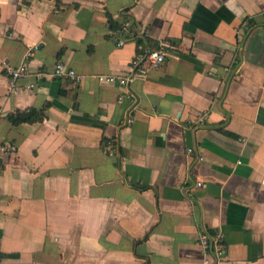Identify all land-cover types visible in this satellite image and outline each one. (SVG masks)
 <instances>
[{"label":"crops","instance_id":"crops-1","mask_svg":"<svg viewBox=\"0 0 264 264\" xmlns=\"http://www.w3.org/2000/svg\"><path fill=\"white\" fill-rule=\"evenodd\" d=\"M145 50L166 62L119 102L98 77ZM0 141V264H203L204 233L264 264V0H0Z\"/></svg>","mask_w":264,"mask_h":264},{"label":"built area","instance_id":"built-area-1","mask_svg":"<svg viewBox=\"0 0 264 264\" xmlns=\"http://www.w3.org/2000/svg\"><path fill=\"white\" fill-rule=\"evenodd\" d=\"M115 40L119 46L124 45V40L121 38V30H117L114 33ZM38 50L37 46L30 49L28 56H33L34 52ZM27 61L20 67H14L8 63L2 65V71L8 78L9 87L13 92H17V82L26 73ZM166 62V55L162 50H146L143 53H138L131 61L130 70L125 76L105 75L98 77L100 82L108 85H115L121 93L118 96V101L123 102L125 100H131L132 94L130 92L131 82L136 79H145L150 70L158 68ZM52 78L67 79L73 84H79L81 77L71 68H67L62 63H57L51 73ZM28 90L33 89L34 85L26 87ZM134 111L132 108L129 111L127 125H131L133 119L131 113ZM106 151L109 156H112V145L108 143L106 145ZM17 154V147L9 141H0V162L3 157L14 158ZM200 187L201 183H197ZM198 244L201 246L205 253L203 264H220L225 254V245L223 243V236L221 233L208 234L204 233L200 235Z\"/></svg>","mask_w":264,"mask_h":264},{"label":"trees","instance_id":"trees-1","mask_svg":"<svg viewBox=\"0 0 264 264\" xmlns=\"http://www.w3.org/2000/svg\"><path fill=\"white\" fill-rule=\"evenodd\" d=\"M109 24L112 30L119 29L121 27L118 26V24L115 23L111 17H109ZM145 51H140L139 53H143ZM8 119L14 126H18L23 123L41 122L44 119V114L42 111L29 110L26 112H18L13 116L8 117Z\"/></svg>","mask_w":264,"mask_h":264}]
</instances>
